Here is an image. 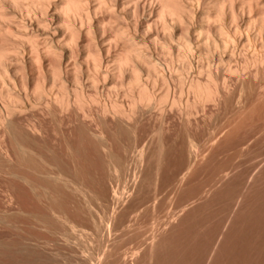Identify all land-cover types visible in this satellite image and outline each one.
<instances>
[{
	"label": "rangeland",
	"instance_id": "374dc122",
	"mask_svg": "<svg viewBox=\"0 0 264 264\" xmlns=\"http://www.w3.org/2000/svg\"><path fill=\"white\" fill-rule=\"evenodd\" d=\"M255 1L240 0L259 19L264 0ZM248 52L239 45L232 62L237 74L224 71L222 100L193 109L182 101L164 112L144 113L135 131L112 129L110 152H117L116 163L123 155L122 169L114 160L109 164L99 147L80 145L66 124L61 128L58 119L39 114L48 139L33 150L48 161L35 156L34 170L78 174H69L67 184L48 182L31 174L34 164L16 161L13 170L29 176L32 186L0 174V264H264V59L243 66L264 53L260 47L254 55ZM157 56L166 67L165 57ZM196 77L205 81V75ZM112 132L123 134H115L117 139ZM113 169L122 174L113 175Z\"/></svg>",
	"mask_w": 264,
	"mask_h": 264
},
{
	"label": "bare ground",
	"instance_id": "6f19581e",
	"mask_svg": "<svg viewBox=\"0 0 264 264\" xmlns=\"http://www.w3.org/2000/svg\"><path fill=\"white\" fill-rule=\"evenodd\" d=\"M251 10L250 3L245 6L240 0H0V36L5 39L0 41V174L28 182L29 176L13 170L15 161L34 164L33 171L35 156L40 163L48 161L33 150L48 139L39 114L58 119L61 128L66 124L79 144L99 147L108 163L114 164L117 152L111 153L108 135L112 129L116 133L134 130L138 118L156 108L164 112L185 101L191 109L196 103L219 100L220 85L228 81L224 73L237 74L232 62L239 45L252 55L259 47L264 53V14L256 19ZM157 55L165 57L166 61L160 60L166 67ZM254 57L244 62V68L264 59L259 58L260 52ZM191 72L205 75V81L190 76ZM188 93L194 97L192 102ZM188 141L193 145L192 138ZM120 157L115 163L122 169L125 159ZM39 168L30 173L48 182L70 181L71 172L65 169ZM119 171L113 175L118 177L123 170Z\"/></svg>",
	"mask_w": 264,
	"mask_h": 264
}]
</instances>
